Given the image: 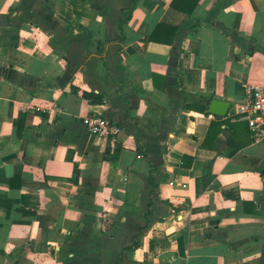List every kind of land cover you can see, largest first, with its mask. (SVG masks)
<instances>
[{
	"label": "crops",
	"instance_id": "obj_1",
	"mask_svg": "<svg viewBox=\"0 0 264 264\" xmlns=\"http://www.w3.org/2000/svg\"><path fill=\"white\" fill-rule=\"evenodd\" d=\"M130 2L0 0V264H264V0Z\"/></svg>",
	"mask_w": 264,
	"mask_h": 264
},
{
	"label": "built area",
	"instance_id": "obj_2",
	"mask_svg": "<svg viewBox=\"0 0 264 264\" xmlns=\"http://www.w3.org/2000/svg\"><path fill=\"white\" fill-rule=\"evenodd\" d=\"M249 102L245 106L248 126L255 140H264V83L255 84L248 89ZM29 110H38L40 107L28 105ZM84 125L92 135H118L120 128L103 116H89L84 119Z\"/></svg>",
	"mask_w": 264,
	"mask_h": 264
},
{
	"label": "water",
	"instance_id": "obj_3",
	"mask_svg": "<svg viewBox=\"0 0 264 264\" xmlns=\"http://www.w3.org/2000/svg\"><path fill=\"white\" fill-rule=\"evenodd\" d=\"M7 22L6 16H0V25ZM203 103L208 106V112L215 115H224L228 109V104L217 99H204Z\"/></svg>",
	"mask_w": 264,
	"mask_h": 264
},
{
	"label": "trees",
	"instance_id": "obj_4",
	"mask_svg": "<svg viewBox=\"0 0 264 264\" xmlns=\"http://www.w3.org/2000/svg\"><path fill=\"white\" fill-rule=\"evenodd\" d=\"M138 0H131L129 6L127 8L122 9V13H125L128 9L133 8L137 4ZM171 5H175L174 1ZM194 4H192L193 7ZM191 10V9H190ZM83 96L88 100V102L92 104H100L103 102L102 96H100L97 93L91 92V91H84Z\"/></svg>",
	"mask_w": 264,
	"mask_h": 264
}]
</instances>
